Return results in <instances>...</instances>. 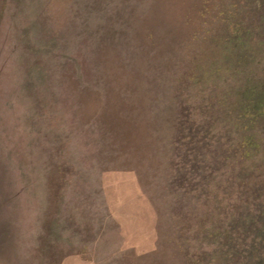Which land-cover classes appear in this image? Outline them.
<instances>
[{
	"label": "rangeland",
	"instance_id": "1",
	"mask_svg": "<svg viewBox=\"0 0 264 264\" xmlns=\"http://www.w3.org/2000/svg\"><path fill=\"white\" fill-rule=\"evenodd\" d=\"M259 212L264 0H0V264H229Z\"/></svg>",
	"mask_w": 264,
	"mask_h": 264
},
{
	"label": "trees",
	"instance_id": "2",
	"mask_svg": "<svg viewBox=\"0 0 264 264\" xmlns=\"http://www.w3.org/2000/svg\"><path fill=\"white\" fill-rule=\"evenodd\" d=\"M261 110H263V109H261ZM261 110H258V111L261 112ZM234 122H235V120H233L232 122L230 121L229 124H232L234 126H238V124H235ZM241 137H242V139L240 140V141H242L241 144L250 143V139L247 136L242 135ZM218 142L220 143V141H218ZM205 147H206L207 151L209 152V154H211L212 156H215V159L219 157V160H218L219 162H217V163L220 165L223 162H227V161L232 159V153L231 152L233 151V148H228L227 150H222L221 148H217V146H216V149H215L216 153H212L213 151H210L211 147L208 148V145H205ZM248 147H250V146H248ZM197 157L200 159L199 156H197ZM201 157L205 159L204 154H201ZM243 180H244V178H243ZM253 191H254V189H253ZM258 191L259 190H256L255 192L250 193V196H253V198H255L256 193H258ZM245 201H247V200H245ZM262 210H263V208L261 207L260 211H262ZM259 213L263 214L262 212H259ZM253 217H254V215H253ZM262 217H264V214L261 215L260 218H262ZM240 221H241V219L238 221H235V224H233V227H236V228L240 227L239 230L242 229V231L244 233L237 232V237H234L232 232H230V233H228V235L226 234L224 237V240H227L226 243L229 245V246H227V244H225L228 247V249H227V253L224 254V256L230 257V260L227 263H229V264H264V248L257 249L254 247L256 243L261 246V244H263V242H264V226H261V229L258 231L253 230L254 227L256 226V225H254V223L255 224H258V223L263 224L264 220H258L257 222H254V220H252L253 224L252 223H243L242 224ZM245 229H246V231H245ZM218 232L220 234V231H218ZM249 235L252 236L251 239L253 238L252 244L246 243V240L248 239ZM223 236H224V233L221 235V237H223ZM232 261H235V262H232Z\"/></svg>",
	"mask_w": 264,
	"mask_h": 264
}]
</instances>
